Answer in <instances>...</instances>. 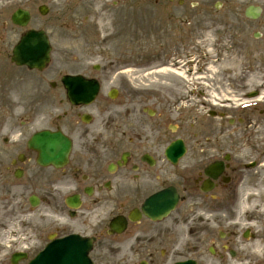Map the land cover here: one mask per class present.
I'll use <instances>...</instances> for the list:
<instances>
[{"label":"flooded vegetation","instance_id":"af4514ba","mask_svg":"<svg viewBox=\"0 0 264 264\" xmlns=\"http://www.w3.org/2000/svg\"><path fill=\"white\" fill-rule=\"evenodd\" d=\"M187 47L174 46V54H182ZM116 55L136 54L121 50ZM155 62L161 67L166 60L157 57ZM135 63L134 59L118 58L104 67L78 66V71L69 72L97 78L106 85L89 104H72L59 76L46 81L47 74L37 73L27 93V117L20 123L14 117H0L3 195L24 200L29 210L34 203L58 220L48 219V212H37L34 221L27 213L24 234L35 247L45 244L49 236L82 233L92 238L93 249L98 250L94 260L99 264H169L181 246L190 248L188 252L195 254L197 264H202L211 248L213 255L223 256L242 240L239 226L226 224L232 222V211L222 209L223 202L229 203L233 197L234 181L241 170L236 144L239 131L224 138L229 130L208 123L206 114H201L206 90L188 93L186 102L193 98L199 103L184 117H172L163 104L165 98L157 97L151 109L137 107L143 99L129 78L122 75L143 69ZM59 71L54 68L51 73ZM114 103L121 108L118 110ZM101 110L104 117L93 116ZM252 119L242 117L248 125ZM42 128L71 139L69 158L58 168L39 164L36 152L27 143ZM177 137L186 152L178 162L171 163L164 157V150ZM223 141L230 144L227 149L233 157L224 160L221 168L206 172L215 159H223ZM211 155L216 158L209 160ZM157 194L166 201L175 195L174 210L162 219L144 216L142 203ZM73 195L81 198L80 208L75 210L65 203ZM117 216L126 221V226L119 234H109V222ZM255 237L252 234V239ZM118 254L119 259H115Z\"/></svg>","mask_w":264,"mask_h":264},{"label":"rangeland","instance_id":"374dc122","mask_svg":"<svg viewBox=\"0 0 264 264\" xmlns=\"http://www.w3.org/2000/svg\"><path fill=\"white\" fill-rule=\"evenodd\" d=\"M115 1H117L116 4L114 3ZM160 1L163 2L165 0ZM187 1H191V3L200 2L199 7H190L192 8L191 16L186 15L184 17L180 15L181 10L174 6H163L166 11L172 15L170 24L174 29L172 34L164 32L163 38L168 37L169 39V36L173 39L176 38L174 43L177 44L179 42V39H177L178 36L185 35V41H188L190 45L187 51L190 49H196L198 51V48L194 47L191 41H194L195 35H197V38H201L202 35H204L203 41H206V38L208 39V44L206 46L211 47L212 50H216L218 54L222 53L224 50L222 49V42H226L227 40L233 42V40L235 41L237 39L236 35L238 34H235V23L238 24L239 27H243L246 23L245 31H248L251 43L252 41H257L252 37L253 31L261 30L264 33V0H219L222 1V6L218 9L213 7V3L218 0ZM41 3H45L49 6V12L44 16L40 15L36 9ZM247 3L258 4L263 7V12L258 19L249 21L245 19L243 10ZM17 7L26 8L31 12L32 21L29 23L30 26L47 29L57 44H64L66 42V44L69 45V47L65 48L67 51L71 50V45L75 47L79 46L80 51L73 50V54H78L75 56L77 59H87L85 62L86 64L92 61L103 64L105 62L104 55L108 50L105 44L115 41V39L112 38L107 39L108 36L111 33H134H131L130 27L127 25L130 23V20L139 24L140 27L144 29L142 33L135 36L134 42H137L138 46L134 49L150 51L144 53V56L148 58L152 57L151 51L154 49L153 39H151L152 28L157 13V5L154 0H0V54L7 55L10 53L12 45L17 41L21 33L22 29L11 24L9 19L11 12ZM238 13L240 15L239 19H237ZM77 19L80 20V22H78L79 39L72 38V34L75 30L64 32L59 29L64 22H70L72 27L75 28L73 24H75V20ZM183 19L184 23H182ZM196 24H198L201 30L195 27ZM123 27L127 29L126 32ZM143 40L144 42L142 43ZM262 42H264V36L262 37ZM202 45L203 43L199 45L201 50H203ZM141 46L144 47L142 48ZM169 48L173 47L171 46L168 47V49ZM192 51L195 52V50ZM208 59H213L214 64H217L218 70L216 75L214 74L213 76L216 77L215 81L220 83V94L225 91L227 94L236 98L235 100H231L232 102L230 103L226 101L222 103L220 101V104H218L219 109H222L221 107H226L224 111L236 113L232 110V107L235 108V105L239 101L247 99L244 95L255 90V88H250L248 85L245 86L244 80L240 79L244 76L242 70H238V74L240 75H237V73L233 75V67L231 66L227 68L228 71H222L220 69L218 57L215 55L208 56ZM4 67L8 72L12 70L6 63H4ZM255 69L261 70L258 69L257 66ZM259 71L257 74L261 75ZM164 76V80L171 81L175 85H165V87L161 88L159 91L161 95L164 92H173L175 96L179 94L183 96L185 94L188 83H183V80L174 74H164ZM255 79L258 81L259 78L255 77ZM229 81L234 82V84L231 85ZM256 84L258 83L256 82ZM149 90L152 91L151 88ZM10 108H12V105H3L2 113L5 114L1 117H7V115L10 114ZM184 108V104L179 105V103L176 102L173 108L175 117H180L179 113H183ZM243 116L264 117V112L258 114V111H250ZM15 117H19V115L16 113ZM259 171L261 174L257 178H264V166ZM261 187L262 191L259 192V196H255L253 200L246 201L244 205L242 202L239 203L238 210L241 212L240 224L249 225L250 210H264V184ZM4 214L7 215V213L0 212V216ZM256 215L258 219L259 215L262 214L257 211ZM262 220L264 222V217H262Z\"/></svg>","mask_w":264,"mask_h":264},{"label":"water","instance_id":"95a60500","mask_svg":"<svg viewBox=\"0 0 264 264\" xmlns=\"http://www.w3.org/2000/svg\"><path fill=\"white\" fill-rule=\"evenodd\" d=\"M40 11L42 13L45 12V9L43 8H40ZM27 18H28V14L26 11H22V10H17L13 15H12V20L13 22L15 23H18V24H21V25H24L27 21ZM36 35H26L22 38V41L20 43V45H18L16 48H17V51L14 52V56H13V59H15L17 62H22L23 60H20V59H23L24 60H27L28 56H26V51L29 47L27 45V41L28 39L32 38V37H35ZM30 41V40H29ZM37 49H40V48H37Z\"/></svg>","mask_w":264,"mask_h":264},{"label":"bare ground","instance_id":"6f19581e","mask_svg":"<svg viewBox=\"0 0 264 264\" xmlns=\"http://www.w3.org/2000/svg\"><path fill=\"white\" fill-rule=\"evenodd\" d=\"M242 44H245V42H242ZM230 49H233L234 51H253L254 50V48H252V47H247V46H245V45H239L237 48L236 47H231ZM262 49H264V48H262ZM212 68V67H211ZM233 71H236L235 69H233ZM252 73H251V75H252V77H258L259 79H258V81H261V83L262 84H259V85H261L262 86V89H261V93L264 95V77H262L261 75H259V74H257L258 73V71L257 70H252L251 71ZM179 75H181L180 73H179ZM184 79L186 78V76L185 75H181ZM261 94V95H262ZM224 96V98H225V95H223ZM225 99H227V97L225 98ZM242 204L244 205L245 204V202H242ZM256 248L258 249L259 247L258 246H256Z\"/></svg>","mask_w":264,"mask_h":264}]
</instances>
